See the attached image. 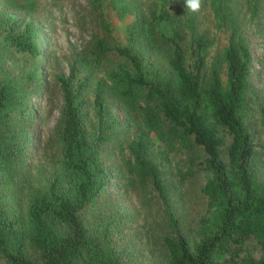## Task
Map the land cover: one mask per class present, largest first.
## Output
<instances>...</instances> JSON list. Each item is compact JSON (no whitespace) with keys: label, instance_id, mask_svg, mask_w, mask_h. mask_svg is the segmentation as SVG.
<instances>
[{"label":"trees","instance_id":"obj_1","mask_svg":"<svg viewBox=\"0 0 264 264\" xmlns=\"http://www.w3.org/2000/svg\"><path fill=\"white\" fill-rule=\"evenodd\" d=\"M230 1L202 0L193 13L184 0H155L151 18L139 14L125 42L113 40L98 12L100 33L67 73L54 75L62 98L56 146L35 169L25 152L35 120L26 84L36 87L43 71L36 63L21 74L0 65V264L141 263L124 233L128 212L113 198L114 175L126 188H151L159 202L163 231L157 247H146L149 264H264V142L244 121L251 51ZM205 13L216 29L230 30L210 63L216 35L202 25ZM3 24L0 43L10 54L43 56L33 22ZM133 123L138 128L125 140ZM153 134L165 148L179 142L202 151L194 165L207 173L206 209L192 234L182 229L153 158Z\"/></svg>","mask_w":264,"mask_h":264},{"label":"rangeland","instance_id":"obj_2","mask_svg":"<svg viewBox=\"0 0 264 264\" xmlns=\"http://www.w3.org/2000/svg\"><path fill=\"white\" fill-rule=\"evenodd\" d=\"M229 4L231 5L230 0ZM255 4H258L257 10H254ZM155 6V0H36L35 4L15 7L0 0V23L7 24L12 21L15 28L19 29L27 21L33 22L36 27L34 42L43 51V56L33 60L14 53L10 54L5 45L0 43V65L9 67L12 72L21 70L18 73L21 74L22 71L27 72L36 63L43 71V77L36 87L32 81L26 82V88L30 87L27 104L35 115L31 126L26 127L28 137L25 152L27 161L33 164L32 169L44 163L47 152L52 153L56 146L55 132L62 109V98L54 75L56 72L67 73L69 61L88 44L92 35L100 33L96 21L98 12L102 11L109 22L113 40L125 42L137 16L142 14L146 18H151ZM232 6L241 23L238 31L245 37L251 51L248 72L250 86L247 91L248 110L244 121L256 136L255 140L262 143L264 142V0H232ZM202 21V25L209 30L210 35H216V41L208 53L210 63L228 44L230 30L227 27L216 29L208 13L202 16ZM3 26L4 24L0 25V36L4 33ZM166 28L170 29L169 26ZM0 75H4L1 70ZM109 103L113 113L123 121L127 119L124 108L114 100ZM133 125L122 134L125 140H128L135 131L136 124ZM153 140L155 141L153 158L160 163L175 212L182 220V229L185 233L192 234L197 218L206 209V197L201 191V186L207 173L198 170L194 165V162L202 157V151L197 146L181 145L179 142L173 147L165 148L155 134ZM260 158L264 160V151ZM120 179L121 177L117 175L111 177L110 187L114 201L122 205L123 212H128L124 233L133 242L131 246L141 261L139 264H149L145 253L146 247L149 249L157 247V236L163 231L159 202L151 188L145 192L129 185L126 188L121 184ZM143 197L146 202L141 204ZM143 255L146 256L142 260Z\"/></svg>","mask_w":264,"mask_h":264},{"label":"clouds","instance_id":"obj_3","mask_svg":"<svg viewBox=\"0 0 264 264\" xmlns=\"http://www.w3.org/2000/svg\"><path fill=\"white\" fill-rule=\"evenodd\" d=\"M186 10L189 12H199L202 0H184Z\"/></svg>","mask_w":264,"mask_h":264}]
</instances>
